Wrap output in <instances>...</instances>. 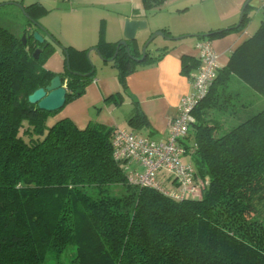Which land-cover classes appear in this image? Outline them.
<instances>
[{
    "label": "trees",
    "instance_id": "obj_1",
    "mask_svg": "<svg viewBox=\"0 0 264 264\" xmlns=\"http://www.w3.org/2000/svg\"><path fill=\"white\" fill-rule=\"evenodd\" d=\"M167 1L142 0L143 9ZM17 11L27 20L26 43L0 25V264H264V109L254 113L264 99V18L192 111L179 147L201 194L176 199L170 193L181 186L165 170L156 187L129 181L128 168H141L114 158L117 129H82L69 118L51 125L62 110L29 102L56 76L46 64L62 46L43 35L44 5ZM117 44L102 39L98 47L115 54ZM137 65L120 50L113 66L123 85ZM91 72L75 73L69 61L67 103L85 94ZM128 121L133 131L144 124L137 106Z\"/></svg>",
    "mask_w": 264,
    "mask_h": 264
},
{
    "label": "crops",
    "instance_id": "obj_2",
    "mask_svg": "<svg viewBox=\"0 0 264 264\" xmlns=\"http://www.w3.org/2000/svg\"><path fill=\"white\" fill-rule=\"evenodd\" d=\"M36 3L48 10L39 18L46 30H43L44 37L52 43L56 39L62 46H55L46 67L62 77L70 60L75 73L93 70L87 52L95 48L105 60H100L103 62L100 69H109L115 54H111L109 47L100 50V41L104 39L107 43L117 44L124 40L128 20L149 21L142 0H0V8L9 6L17 10L15 4L24 7ZM164 5L162 15L165 18L155 30L163 32L170 40L164 41V45L144 62H137L135 71L126 78L124 85L119 81L117 69L112 74L93 77L85 94L67 103L54 119L69 118L83 129L92 122L90 112L94 108L102 125L127 129L130 115L137 106L145 122L135 132L155 141L164 140L169 134L170 123L178 117L182 99L192 92L191 79L199 68L196 45L210 41L221 65L225 66L230 54L257 32L264 18L263 0H168ZM227 30L228 33L221 37H203ZM145 34L139 32L138 36ZM69 48L71 51L66 52ZM140 48L136 46L135 54ZM77 52H85V55ZM91 54L97 60L100 58L94 50ZM154 58L158 61L153 62ZM117 97H121L120 103ZM124 104L130 110L120 113L119 107ZM97 110L102 111L96 113Z\"/></svg>",
    "mask_w": 264,
    "mask_h": 264
},
{
    "label": "built area",
    "instance_id": "obj_3",
    "mask_svg": "<svg viewBox=\"0 0 264 264\" xmlns=\"http://www.w3.org/2000/svg\"><path fill=\"white\" fill-rule=\"evenodd\" d=\"M264 1V0H263ZM197 59L202 68L192 76V92L184 97L178 108V117L170 123L166 139L155 141L125 129H117L113 138L114 158L119 162H133L141 171H129V181L146 186H158L157 175L165 170L173 175L181 187L170 193L176 199L196 198L201 188L195 183L194 167L183 162L184 148L179 147L190 132L192 111L208 94L221 67L220 57L210 41L196 45ZM196 146L194 147V149Z\"/></svg>",
    "mask_w": 264,
    "mask_h": 264
},
{
    "label": "water",
    "instance_id": "obj_4",
    "mask_svg": "<svg viewBox=\"0 0 264 264\" xmlns=\"http://www.w3.org/2000/svg\"><path fill=\"white\" fill-rule=\"evenodd\" d=\"M15 6H17L19 9H23V7L20 5L15 4ZM246 7L247 6H245V9ZM241 23H242V20L240 21V24L238 25V27L241 26ZM147 26L148 24L145 21L128 20L125 26L124 40H122L121 42L117 44L115 56L110 61L115 60V58L119 55V52L121 49L127 50L129 57L134 58L132 52H133L134 44L138 42V33L145 30ZM213 35L214 34H209L206 36L209 37ZM157 36L165 37L163 32H157L155 35H153L150 38V40L146 42L143 48L142 55H141L142 58H134L136 62L142 63L147 59L148 46ZM192 37H195V36H192ZM25 38L26 36H24L23 38L24 43H26ZM34 38L40 44H43L45 42L44 38L39 33H35ZM167 40H170V39L167 38ZM93 50L98 53L99 57L103 61H105L104 58H102L100 51L97 48ZM93 50L89 51V54L87 55V57L90 56V52H92ZM41 52L42 50H37L35 54V58H37ZM67 60L69 61L68 53H67ZM68 65H69V62H68ZM29 102L33 105H38V107L41 110H44L47 112H56V111L62 110L66 106V103H67V88L64 86V78L61 75H56L51 80L49 86H47L46 88L38 89L32 95H30Z\"/></svg>",
    "mask_w": 264,
    "mask_h": 264
},
{
    "label": "rangeland",
    "instance_id": "obj_5",
    "mask_svg": "<svg viewBox=\"0 0 264 264\" xmlns=\"http://www.w3.org/2000/svg\"><path fill=\"white\" fill-rule=\"evenodd\" d=\"M162 11H165V5L161 9L154 10V11L146 14V15H148L147 18L149 19V21H145V22L148 24V26L145 30L141 31V32H146V34L140 35V37L138 36L139 37L138 42L136 44H134L133 52L136 49V46H140L141 48H140V50H138V53H140L142 55V51H143V48H144L146 42L148 40H150V38L158 32V30H155V27L162 25V19L165 18L162 15ZM26 21L27 20H26V17L24 16V14H21L19 11H17L15 9V7L5 6V7L0 8V25L8 28L12 33H15L18 36H21L23 33V30H24L23 26L26 23ZM22 38H23V35H22ZM164 41L168 42L167 38H165L163 36H157L148 46V49H147L148 57L155 54L156 51H158L160 49V47L162 45H164ZM88 54H89V51L87 52V55ZM133 54L136 56L135 52ZM87 59H88L90 65L93 69L91 73H94V76H93L94 78H96V77L99 78V76L103 75V74L104 75L105 74H108V75L112 74V71L116 70V68H114L112 64L110 66H108L109 69H107V70L106 69L103 70V68L100 69V66H102L104 61L103 60H102L103 62L100 61L101 58H99L97 60V58H95L94 54H91ZM101 62H102V64H101ZM116 72H117V70H116ZM248 94L250 96L252 95L251 93H248ZM120 99H121V97H117V101H119ZM126 101H128V99H126ZM99 107L100 106H97V108H99ZM119 108H120V110H122V111H120V113L123 112L124 110H127V111L130 110V108L126 107L125 104ZM262 109H264V99H261V101L259 102V107L256 108L254 113H257L259 110H262ZM101 111L102 110H97L96 113H100ZM90 114L93 117L91 123L101 124L98 122V118L96 117L94 108H92ZM56 121H57L56 119L51 118L49 123L51 124V123H54ZM124 125H126V124H124ZM127 129L132 131V132H135L129 126L127 127ZM188 160H189V157L185 156L183 158L184 162H186ZM138 169L140 170V168H138ZM68 263H70V262H68ZM49 264H56V263L55 262H49Z\"/></svg>",
    "mask_w": 264,
    "mask_h": 264
},
{
    "label": "flooded vegetation",
    "instance_id": "obj_6",
    "mask_svg": "<svg viewBox=\"0 0 264 264\" xmlns=\"http://www.w3.org/2000/svg\"><path fill=\"white\" fill-rule=\"evenodd\" d=\"M132 54H133V52H132ZM134 58H136L135 56H133ZM139 58H142V56H140Z\"/></svg>",
    "mask_w": 264,
    "mask_h": 264
}]
</instances>
